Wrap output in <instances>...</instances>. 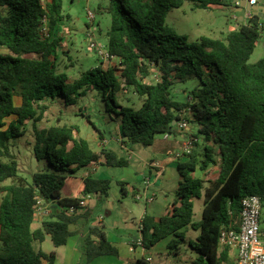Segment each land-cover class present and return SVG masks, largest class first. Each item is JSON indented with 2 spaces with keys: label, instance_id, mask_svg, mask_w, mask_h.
Returning a JSON list of instances; mask_svg holds the SVG:
<instances>
[{
  "label": "trees",
  "instance_id": "obj_1",
  "mask_svg": "<svg viewBox=\"0 0 264 264\" xmlns=\"http://www.w3.org/2000/svg\"><path fill=\"white\" fill-rule=\"evenodd\" d=\"M193 2L196 9L231 6L234 0H111V29L107 51L120 59L117 68L97 67L71 81L58 69L62 38L57 29L70 19L63 0H51L46 9L41 0H0V264H55V253L36 249L46 235L55 247L66 245L73 235L70 226L90 218V209L80 210L81 198L62 197L67 176L92 164L127 167L130 162L108 148L95 151L77 134L76 126L38 128L48 104L74 105L90 91H99L107 110L121 125L124 146H153L158 134L178 136L173 123H197L205 137L202 162L194 151L178 163L181 181L172 209L156 220L144 217L146 249L167 239L171 253L179 255L189 228L200 234L192 248L194 264H235L231 249L220 247L223 227L237 228L242 201L251 195L262 198L264 207V58L249 60L264 32L261 23H239L224 39L202 36L190 42L166 25L169 11ZM47 19L48 35L42 32ZM156 69L159 80L146 82ZM192 78L200 85L186 91L184 100L176 85ZM133 87L143 99L139 108L118 104L117 95ZM32 123L34 157L49 168L32 174L31 182L19 176V163L11 142L25 136ZM98 131V130H97ZM197 138L196 135H194ZM219 165L218 177L208 181L193 177L198 169ZM83 196L106 198L111 180L88 176ZM121 193L128 195L125 182ZM52 208L50 219L33 230L35 196ZM204 197L203 217L194 221L195 199ZM74 210H71L73 209ZM85 264L103 256L119 257L108 240L104 225L89 227L85 240ZM136 264H144L140 259Z\"/></svg>",
  "mask_w": 264,
  "mask_h": 264
},
{
  "label": "rangeland",
  "instance_id": "obj_2",
  "mask_svg": "<svg viewBox=\"0 0 264 264\" xmlns=\"http://www.w3.org/2000/svg\"><path fill=\"white\" fill-rule=\"evenodd\" d=\"M259 7H264V0H257ZM111 6V0H63V11L65 14L70 15V19L63 22L57 29L58 35L64 38L62 47L58 51V60L56 61L58 69L68 74L71 81L80 78L82 73L97 68H106L108 64L100 58V56L90 48L87 41L89 13L95 16L98 31L95 34L97 43L107 50L108 32L111 29V15L108 11ZM237 6H215L211 9H196L193 2H186L181 8H175L168 12L166 16V25L174 29L179 35L187 36L190 42L198 40L202 36H208L213 39H224L226 36L237 29L239 20L237 18L244 17L248 12L247 10L237 12ZM249 22V21H247ZM264 26V19L260 20ZM264 58V32L257 43V47L252 54L249 63L254 64ZM159 80L158 72L156 69L151 70V75L146 78L148 83H156ZM200 85V79L192 78L185 83L176 85L175 94L179 100H184L186 91H190ZM118 104L122 106H131L139 108L142 104V98L139 97L133 87H125L117 95ZM118 121L111 117L107 110V104L102 98V94L95 90L87 93L86 96L80 98L74 105L67 106L64 102L61 104H48V109L45 111L42 120L37 124L38 128L52 127V126H76L79 130L78 137L86 139L93 150L100 149L99 137L102 135L105 141L109 143V148L115 151L119 157L125 158L130 162V165L122 167L105 166L103 169L106 175L111 180V189L108 198L104 200L95 208L92 214V221H95L100 215L106 220L105 226L107 235L119 236L124 235L128 238V234H124L121 230L114 227L118 222L120 229L125 226V221L129 224L130 233H138L133 230L135 223L132 220L125 219L126 209L132 211L136 219L140 221L141 217L150 215L154 218L160 219L167 215L168 209L173 205L176 199V192L178 190L181 175L176 167L168 169L166 172L157 173L155 170L150 174L149 167L142 169V166L149 163L150 160L161 161L166 157V146H174L175 152L182 149L183 140L181 136H173L165 140V134H158L153 146L145 147L140 144H129V149L122 148L120 143L115 141L118 133ZM98 130V131H97ZM197 136V139L191 135ZM192 138L194 143V155L197 161L202 162L205 146V137L199 132V125L191 123L190 129L187 132ZM96 139V140H95ZM115 141V142H114ZM117 142V143H116ZM35 143V136L32 123L28 125V131L23 138L12 141L11 149L18 160L20 173L19 176L31 182L32 174L40 171H47L49 165L45 160L38 161L34 157L33 147ZM172 150V151H173ZM139 168L137 174H141L142 180L127 178L128 185H126L128 196L124 201L127 202L126 206L122 205L120 196L121 188L119 186V176L124 169ZM205 172L198 169L194 174L196 178L206 180V186L209 185L208 181L214 180L219 174V165H212ZM85 170H81L78 174L80 177L84 175ZM152 175V176H151ZM70 176V175H69ZM150 181V183H145ZM161 182V183H160ZM12 181H7L0 185L3 186L11 184ZM160 183V185H159ZM145 186L150 189V193L155 195L154 203L145 206L143 201H137L132 197L131 187L144 190ZM78 184L76 181H69L63 188L64 194L77 190ZM108 203L114 205L111 210L107 207ZM204 197L195 199L194 221L199 222L203 217ZM108 210L112 211L110 216H106ZM262 225L264 230V209L262 212ZM200 232L188 229L186 233V240L180 245L181 250L179 255L171 253L168 248V240L164 239L158 242L149 254L153 257L152 264H194L197 258L196 251L192 248L191 242L195 243ZM0 241V247H1ZM137 252V253H136ZM141 250L133 253V258L140 256ZM231 258L236 261L237 254L231 250ZM99 260V259H98ZM102 261L108 264L117 263L115 257H102ZM94 264H101L95 262Z\"/></svg>",
  "mask_w": 264,
  "mask_h": 264
},
{
  "label": "crops",
  "instance_id": "obj_3",
  "mask_svg": "<svg viewBox=\"0 0 264 264\" xmlns=\"http://www.w3.org/2000/svg\"><path fill=\"white\" fill-rule=\"evenodd\" d=\"M256 5H258V1H257ZM235 6H237L235 8V10L237 12H239L240 10L238 9V5L236 3H235ZM237 19L239 20L240 23H245V24L248 23L247 21L251 20V19L248 18V13L244 17H239ZM64 23L66 24V21L63 22V24ZM234 30H236V29H234ZM59 36L61 37V35H59ZM63 40H64V38H62V42H63ZM142 102H143V99H142ZM141 105H140V107H141ZM191 135L194 136V134H192V133H191ZM186 136H189V134H182L181 135V139L183 140V142L185 140L184 137H186ZM165 140H168V139L165 138ZM99 141L100 142L98 144L100 146V149L95 150V151H101L104 148L110 149L109 148L110 144L105 141L104 136L101 135L99 137ZM115 141L120 143V146L122 148L129 149V145L128 146H124L122 144V141H121V125H120V123H118V133H117V136L115 138ZM174 148H175L174 146H166V148L164 149L165 153H166V157L163 160H161V161L150 160L149 163H146V164H144L142 166V169H145L148 166L149 170H150V174L153 172V170L156 171V169L152 170V168H151V164L153 162H160L161 163V165L163 166V169L161 168V169H157V170L158 171H162L163 173L166 172L168 169H172L173 167H176L178 169V163L177 162L170 161V160L167 159L168 155H170L173 152H175L173 150ZM188 159L189 158H183V160H181L180 162H186ZM105 166H107V165H104V164H92V165H89L87 167H84V168L78 170L75 174H72L70 176L68 175L67 176V180H66V184L69 181H76L77 184H78V187H77V190H75L73 192H70V193H67V194H64V191L62 190V197H65V198H81L83 196V190H84V186H85L84 180L88 176L98 177L99 179H109V177L106 175V172H104V170H103L105 168ZM122 168H125V167H122ZM81 170H85V173H84V175H82L80 177L78 174L80 173ZM138 170H140V169L139 168H134V169L131 168V170L129 168L128 169L127 168L124 169L121 172L120 176L118 177L119 178L118 182H125L126 183L127 180H128L127 178H133V179L135 178V179H138V180H142V177H140L141 174L135 175L137 172H139ZM194 174H192V176L196 177V176H194ZM202 178H203V176H201V179ZM143 181L145 183H147V181H145V178L143 179ZM160 183H159V185H160ZM126 185H128V183H126ZM133 191H135L136 193H139L143 197L139 201H143L145 206H148L149 204L152 205L154 203V201L156 200V199H154V197H155V195H153L154 193L151 194L150 193V189H148L147 186H145L143 191L140 190V189H136V188H132L131 187V194L132 195H133ZM127 196L124 197L122 195V193H120V196H118V193H117V197L119 199H122L121 203L124 206H126V204H127V202L124 201ZM106 198H108V197H106ZM103 200H104V198H99L97 195H93L92 196V198L89 200L88 206H87V208L90 209V211H91L90 218L89 219L80 218L77 222L73 223L70 226V231L72 232L73 235L69 238V240H68L66 245L55 247L53 242H52L51 236L49 234H47L45 240L42 243H36L35 244L36 249H41V250H43L46 253L54 252L55 256H56L55 264H85L84 249H85V240H86V238H87V236L89 234V227L92 226V225H97V224H102L104 226H107L105 218L101 217L100 215H98V217H97V219L95 221H92L93 211L99 205L98 203L99 202L101 203ZM148 201H150V202H148ZM172 206L170 207V209H168V212L172 209ZM107 207L112 210L114 208V205L108 203ZM111 210H108L106 212V216H110L112 214ZM143 217H145V216H143ZM143 217H141V219ZM49 219H50V216L46 217V218H43L40 221H34L33 226H32L33 230L41 228L42 224L45 221L49 220ZM125 219L132 220L135 223V226L133 227V230L136 229V231L138 233L137 234L136 233H130L132 231H131V228H130L129 224L127 223V221H125V226L123 227V229L122 228L120 229V227H119L120 224L118 222H116L114 224V227L116 229H118V230H121L122 233L128 234L127 235L128 238L127 239L124 238V235L115 236V235H112V233H108V240L119 251V257H115L116 260H117L116 264H136L137 261L140 260V257H141V254H142V252H141L139 257H136L135 259L133 258V253H135V251L132 250L133 247H134L133 243H134V241L137 238L141 237V235H142L141 231L139 230V220L136 219V217L134 216L132 211L127 210V209H126ZM155 219L159 220L157 218H155ZM262 227H263V225H262ZM149 251H150V249L147 250L148 254H149ZM103 257H112V256H103ZM98 259H96L95 262L99 261V263H101V264H108V263H105V262L102 261V257H100ZM43 264H48V262L45 260L43 262ZM111 264H114V262H112Z\"/></svg>",
  "mask_w": 264,
  "mask_h": 264
},
{
  "label": "built area",
  "instance_id": "obj_4",
  "mask_svg": "<svg viewBox=\"0 0 264 264\" xmlns=\"http://www.w3.org/2000/svg\"><path fill=\"white\" fill-rule=\"evenodd\" d=\"M250 5H256L257 0H248ZM51 0H41L42 7L47 8L48 3ZM89 25H88V37L87 41L92 50H94L100 58L108 64L106 68H117L120 62L118 57L111 55L107 50L100 46L96 39L95 34L98 31L96 24L95 16L92 13H89ZM248 18L252 19L253 16L248 12ZM45 23L42 29L44 35H48V25L47 19L45 18ZM188 112L184 111L182 113V120L177 123V131L182 134H187L190 129V124L186 119ZM172 136L167 134L165 135L166 139L171 138ZM185 140L182 144V149L178 152H173L167 156V159L179 163L183 158H188L193 152L194 143L190 136L184 137ZM152 169H156V172L159 174L161 171L157 169H163V166L160 162H153L151 164ZM160 175V174H159ZM149 184L150 181H147ZM93 195L82 196L79 202L80 210L87 209L88 202ZM133 198L137 201L141 200L143 197L133 191ZM150 202V201H148ZM263 201L262 198L258 195H251L243 199L242 201V211H241V220L237 228L235 227H223L220 236V247L229 248L234 250L237 254L235 264H264V230L262 228V212H263ZM71 210H74L71 209ZM52 206L49 202L45 201L44 198L37 195L35 196V205H34V221H40L43 218L51 216ZM144 217L139 221V230L143 231ZM132 250L137 251L140 249L142 251L140 259L144 264H152L153 257L147 253V250L144 247L143 235L137 238L134 243Z\"/></svg>",
  "mask_w": 264,
  "mask_h": 264
},
{
  "label": "water",
  "instance_id": "obj_5",
  "mask_svg": "<svg viewBox=\"0 0 264 264\" xmlns=\"http://www.w3.org/2000/svg\"><path fill=\"white\" fill-rule=\"evenodd\" d=\"M234 3L238 5V9L241 11L247 10L254 17L252 23H260L261 19H264V7H259L258 5H250L248 0H234ZM178 121L176 120L173 125H177ZM52 208H56V205H53Z\"/></svg>",
  "mask_w": 264,
  "mask_h": 264
},
{
  "label": "flooded vegetation",
  "instance_id": "obj_6",
  "mask_svg": "<svg viewBox=\"0 0 264 264\" xmlns=\"http://www.w3.org/2000/svg\"><path fill=\"white\" fill-rule=\"evenodd\" d=\"M254 17L251 19L253 21Z\"/></svg>",
  "mask_w": 264,
  "mask_h": 264
}]
</instances>
